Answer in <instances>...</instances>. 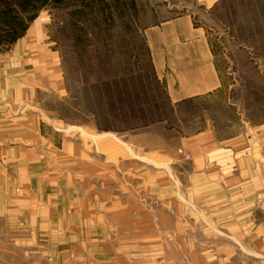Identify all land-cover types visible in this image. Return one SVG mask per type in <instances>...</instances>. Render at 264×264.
Instances as JSON below:
<instances>
[{"label": "rangeland", "instance_id": "374dc122", "mask_svg": "<svg viewBox=\"0 0 264 264\" xmlns=\"http://www.w3.org/2000/svg\"><path fill=\"white\" fill-rule=\"evenodd\" d=\"M208 4L0 0V65L25 114L13 128L38 148L9 174L65 180L57 194L71 205L35 243L17 232L13 196L0 264H264L254 234L195 216V131L264 121V2ZM183 14L209 30L223 89L173 105L145 31Z\"/></svg>", "mask_w": 264, "mask_h": 264}, {"label": "crops", "instance_id": "0c3cea01", "mask_svg": "<svg viewBox=\"0 0 264 264\" xmlns=\"http://www.w3.org/2000/svg\"><path fill=\"white\" fill-rule=\"evenodd\" d=\"M207 1L211 7L219 0ZM33 38L34 35L29 40L34 41ZM145 41L171 104L197 103L223 89L209 30L194 16L178 15L148 28ZM19 54L17 51L15 55ZM14 77L0 65V227L7 226L9 204L14 196L17 232L31 235V240L38 243L40 237L48 239L50 224L58 211L61 215L63 209L65 216L71 205L69 202L66 206L65 188L63 201L57 194L56 186L60 187V182L64 185L65 180L9 174L16 155L18 162L19 158L25 160V155L38 150L34 145L20 143L24 132L13 128L25 116L23 99L20 98L18 105L16 97H10L16 89L9 81ZM191 143L195 150V216L221 219L231 233L237 229L245 238L254 234L256 243L252 248L263 249L260 225L264 221V209L259 207L258 197L264 192V121L224 134L210 124L196 130ZM19 240L24 244L28 238ZM243 247L249 248L247 244Z\"/></svg>", "mask_w": 264, "mask_h": 264}, {"label": "built area", "instance_id": "2783aa9c", "mask_svg": "<svg viewBox=\"0 0 264 264\" xmlns=\"http://www.w3.org/2000/svg\"><path fill=\"white\" fill-rule=\"evenodd\" d=\"M260 206H261V208L264 209V195H263L262 198L260 199Z\"/></svg>", "mask_w": 264, "mask_h": 264}]
</instances>
